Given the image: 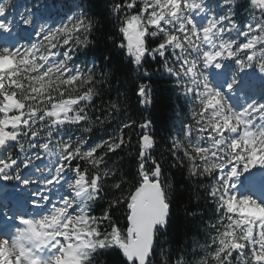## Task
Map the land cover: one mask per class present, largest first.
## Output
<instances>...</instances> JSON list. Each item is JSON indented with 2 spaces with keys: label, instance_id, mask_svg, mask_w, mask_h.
Listing matches in <instances>:
<instances>
[{
  "label": "snow or ice",
  "instance_id": "1",
  "mask_svg": "<svg viewBox=\"0 0 264 264\" xmlns=\"http://www.w3.org/2000/svg\"><path fill=\"white\" fill-rule=\"evenodd\" d=\"M10 6L11 0H0V17L7 16ZM243 6L239 0H122L111 8L118 19L124 13L118 28L124 42L115 47L123 50L134 70L143 69L146 57L164 59L165 71L193 105L195 142L193 124H186L187 144L174 140L172 153L181 165L188 161L189 177L211 181L206 191L217 214L216 223L209 224L215 234L203 244L197 242L204 252L199 264H264V216L245 218L240 211L245 203L262 211L264 205L233 192V181L256 167H250L252 151L264 152V104L251 102L237 111L214 103L220 92L209 90L205 74L210 67L220 69L225 61L251 68L258 55L264 72V0H248L251 19L241 26L234 17ZM32 20V10L25 6L18 23L30 26ZM12 23V19L0 20V32L9 33ZM97 23L83 13L69 15L55 27L41 24L31 44L0 48V54L14 61L11 68L0 71V180L42 185L32 193L33 207L57 220L46 239L25 243L27 225L24 219L17 222L24 216H17V231L0 237L7 250L0 264H55L65 257L74 264H152L160 237L169 231L172 185L162 180L165 159L154 154L155 137L143 131L151 121L122 120L109 138L93 144L86 138L97 123L103 125L120 112V104L109 101L103 116L93 119L90 113V109L100 111L94 105L101 95L98 85L114 75L110 56L104 55L100 64L96 59L76 62L78 50L87 49V57L94 49L90 46L97 44L93 38ZM233 33L246 42L237 43ZM169 56L174 59L172 66L167 63ZM143 74L148 75L146 70ZM235 83L233 77L228 89ZM136 95L141 105L148 103L145 85L136 89ZM136 127L142 131L135 153H129L131 170L117 178L108 163L110 154L117 155L131 144L132 136L126 140L125 130ZM249 135L255 140L252 148L245 139ZM11 149L25 159L18 162ZM43 158H47V175L21 178L20 163L40 172L33 162ZM53 189L56 198L46 194ZM100 200H107V207L101 215H92V206ZM121 205L127 209L123 228L113 221V211ZM105 222L108 230H102Z\"/></svg>",
  "mask_w": 264,
  "mask_h": 264
},
{
  "label": "trees",
  "instance_id": "2",
  "mask_svg": "<svg viewBox=\"0 0 264 264\" xmlns=\"http://www.w3.org/2000/svg\"><path fill=\"white\" fill-rule=\"evenodd\" d=\"M67 1L77 4L80 13L92 16L98 21L97 31L93 37L97 40V44L90 46L94 49L89 52L87 57L84 56V51L87 49L78 50V61L96 59L100 64L103 62V56L109 55L110 66L115 70L108 82L98 85L101 95L95 99L94 105L100 111L90 109V113L93 119L97 115L103 116V110L107 109L109 101L119 103L120 112L114 113L113 118L103 125L97 123L92 132L87 134L86 138L89 144L109 138L122 120H135L137 124L145 120L151 121L149 127L143 131H147L155 137L154 154L158 158L163 154L165 159V175L162 180L170 182L172 185L169 190L172 205L171 224L168 233L160 237L155 247V254L151 257L152 264H177L178 261H182V264H199L204 257V252L197 246V242L203 244L209 235L215 234L209 228V224L216 223L217 214L215 205L207 196L206 191L211 181L207 177H189L188 161L184 160L181 165L173 157V141H182L184 135V127H181L180 120L188 116L186 103L180 97V87L165 71L164 59L146 57L143 69L138 73L130 64L129 58L123 54V50L115 47V45L124 42L123 36L118 31L124 13H121L120 19H118L117 14L111 12V8L115 3H122V0ZM136 10L125 9V12H135ZM101 12H103L102 17L98 15ZM170 58L173 59L169 56ZM144 70L148 75L143 74ZM141 84L147 88L148 103L143 105L139 102L140 97L136 95V89ZM141 131L139 127L131 132L125 130L126 140L128 135L132 136L131 144L117 155L110 154L111 159L108 160V163L116 170L117 178L122 173L131 170L130 164L133 162V156L129 153H135L137 137ZM10 151L13 153V158H18V162L25 159L16 149ZM180 155L182 156V153ZM3 156L6 158L7 153H3ZM174 163L175 167L172 166ZM128 190L126 186L124 195ZM116 194L120 195L119 192ZM106 207L107 200L96 202L92 215H101ZM126 211V205H121L120 210L113 211V221L122 228L126 224ZM102 230H108L107 222L102 226Z\"/></svg>",
  "mask_w": 264,
  "mask_h": 264
},
{
  "label": "rangeland",
  "instance_id": "3",
  "mask_svg": "<svg viewBox=\"0 0 264 264\" xmlns=\"http://www.w3.org/2000/svg\"><path fill=\"white\" fill-rule=\"evenodd\" d=\"M239 4L244 5V6L238 7L235 10L236 14L234 18L238 24H240V22L242 21H245V22L249 21L251 19V14L253 11L252 9L248 7V0H239ZM25 6L31 8L32 10L33 20L30 26H24L18 23L19 13L23 11ZM73 14L80 15L81 13H80V10L77 4L73 2H68L67 0H11V6L9 8L7 16L0 17V20L12 19V22H13L12 28L9 33L0 32V42L6 34L7 37L11 38L12 41H14V45L8 46L6 45V43H4L0 45V48L8 47L12 49L20 45L31 44L37 40V38L35 37V32L38 30L41 24H46L47 26L55 27L61 22H63L67 18V16L73 15ZM256 14L259 15L258 10H256ZM243 25L244 23L241 26ZM21 35H26L29 37V39H23ZM232 35L237 40V43L241 41L246 42L245 37L236 36L234 33ZM240 55L243 57L244 53H241ZM76 62L78 64L82 63V61L81 60L78 61V59L76 60ZM167 63L169 64V66H172L174 64V59L168 58ZM259 63H260V57L258 55L257 60L253 63V66L251 68L245 67V69L242 71L239 70L238 65H236L234 61H225L222 64V68H223L222 73L224 74V77L226 80L224 81L221 80L219 81V83L225 84L227 83V79L230 80V83H231V78L235 77L236 83H240L241 85L239 86L240 89L238 87L234 88L232 86L231 93H233L234 91L239 92L240 90H243L246 87H249V89L251 90L250 93L243 96L242 99H239V96L237 97L235 94V97L233 99L227 100L229 102V105L234 110L239 111L244 106H246V104L251 103L253 101H255V103L257 104H264V76H262L258 72ZM205 74L208 75L207 70H205ZM219 83L218 81H211L209 84L214 90L219 91L223 95V88L221 87V84ZM180 97L184 99V102L186 103V106L188 109V116L180 120V125L181 127H184V125L186 124H189V123L193 124L192 139H193V142H195L197 134H196L194 121L192 120L191 113H190V109L193 107V105L189 102V98L183 95L182 88H180ZM182 141L187 144V141L184 140V135H183ZM204 144L205 146H207L206 141L204 142ZM33 163L36 167H39L41 171L37 172L35 170V167L24 169L23 164L20 163V171L21 173L23 172L21 174L22 179H28V178L39 179L41 176L47 175V172H46L47 158H43L42 160H36ZM263 169L264 167L262 166L261 168L254 167L250 169L248 172L243 173V175L239 176L237 179H235L233 183L236 186L233 189V192L239 198H243L244 192L247 188L246 184H247L248 174L250 172H251L250 174H252V172L254 171L256 173H260L261 177L264 179ZM13 175H15V172H13ZM1 183L5 185L4 188L6 189L7 195L12 197L13 200H16L17 205L32 204L33 210L35 211L39 210L33 207L32 193L36 191L38 187H42V185L32 184V185L25 186L16 180H10V181L1 180ZM63 192L64 190H62V194ZM46 194H49L52 198L57 197V193L55 189H53L51 193H46ZM255 200L257 201V199Z\"/></svg>",
  "mask_w": 264,
  "mask_h": 264
},
{
  "label": "clouds",
  "instance_id": "4",
  "mask_svg": "<svg viewBox=\"0 0 264 264\" xmlns=\"http://www.w3.org/2000/svg\"><path fill=\"white\" fill-rule=\"evenodd\" d=\"M13 63H14L13 58L0 54V71L11 68L13 66ZM244 69L239 68V70L241 71ZM258 72L262 76H264V72H261L260 69H258ZM208 86H209V90L212 91L213 88L209 84V79H208ZM215 91L219 92L217 90ZM213 102L216 104L223 103L225 108L229 106V102L225 99V97L221 93L219 96L213 97ZM254 102L255 101H253V103ZM245 139L246 142L248 143L249 148H252V145L255 143V140L250 135L246 136ZM256 139H258V137ZM0 141H2V137H0ZM250 160H251L250 167L253 165L261 166L262 164H264V152H262L261 155H256L255 150H253L250 155ZM65 189L67 190V185L65 186ZM42 206L43 205H40V207ZM51 207H52L51 205L48 206L49 211L51 210ZM240 211H241V216L245 218L264 216V211H262L261 209L257 208L252 204H247V203L242 204ZM20 219H24L27 225V229L24 232L25 243H31L36 240L46 239L47 230L52 228V226L57 223V220L55 218L49 217L47 212H44L40 216L30 215L27 217L18 218L17 221L18 223ZM33 220H35V223L32 222ZM13 231H17V229L14 228ZM6 255H7L6 248L2 244H0V260L5 258ZM55 264H74V262L70 258L65 257L64 259H57L55 261Z\"/></svg>",
  "mask_w": 264,
  "mask_h": 264
},
{
  "label": "bare ground",
  "instance_id": "5",
  "mask_svg": "<svg viewBox=\"0 0 264 264\" xmlns=\"http://www.w3.org/2000/svg\"><path fill=\"white\" fill-rule=\"evenodd\" d=\"M14 43V41H12V39L9 40V45H12ZM218 78H223L222 74H218L217 76ZM226 87H228V84H225ZM246 191H248V194L250 196H253L257 199L258 203L261 205H264V179L262 180L259 176V173H254L252 172V174H250V177L248 179V183L246 185ZM4 186L2 185V183L0 182V189H3ZM5 198L3 193L0 192V202H5ZM15 208H11V210L9 211V214H13ZM9 236V234L3 236V237H7Z\"/></svg>",
  "mask_w": 264,
  "mask_h": 264
}]
</instances>
